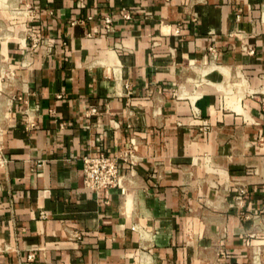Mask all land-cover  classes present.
Masks as SVG:
<instances>
[{"label":"crops","instance_id":"1","mask_svg":"<svg viewBox=\"0 0 264 264\" xmlns=\"http://www.w3.org/2000/svg\"><path fill=\"white\" fill-rule=\"evenodd\" d=\"M0 264H264V0H0Z\"/></svg>","mask_w":264,"mask_h":264},{"label":"built area","instance_id":"2","mask_svg":"<svg viewBox=\"0 0 264 264\" xmlns=\"http://www.w3.org/2000/svg\"><path fill=\"white\" fill-rule=\"evenodd\" d=\"M25 12L30 13V7H27ZM118 15L121 19L129 20L132 18V12L124 6L119 8ZM104 22L107 27H110L112 23L111 16H105ZM176 31H178V29ZM32 124L31 121H27L28 126ZM139 158L140 157L133 148H124L113 155H83L81 157L83 184L89 189L122 188L123 175L119 171V164L127 163L132 166L139 161ZM236 192L237 202L241 203L246 189L239 187L236 189ZM31 257V254L28 255V258Z\"/></svg>","mask_w":264,"mask_h":264},{"label":"bare ground","instance_id":"3","mask_svg":"<svg viewBox=\"0 0 264 264\" xmlns=\"http://www.w3.org/2000/svg\"><path fill=\"white\" fill-rule=\"evenodd\" d=\"M208 68H209V66H208V67H205V68H203V69L201 70L203 75L208 71Z\"/></svg>","mask_w":264,"mask_h":264}]
</instances>
